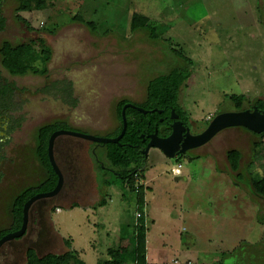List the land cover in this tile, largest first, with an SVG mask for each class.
Returning <instances> with one entry per match:
<instances>
[{
  "label": "rangeland",
  "instance_id": "374dc122",
  "mask_svg": "<svg viewBox=\"0 0 264 264\" xmlns=\"http://www.w3.org/2000/svg\"><path fill=\"white\" fill-rule=\"evenodd\" d=\"M16 7L14 0L5 5L2 38L18 43L42 37L53 54L45 76H12L3 70L18 87L23 121L18 138L25 144L26 176L9 171L15 192L44 176L42 167L36 170L32 162L41 125L61 119L79 132L108 137L119 126V101L142 103L150 80L186 66L172 48L194 61L180 94L193 134L219 112H236L232 95L264 100V0H46L43 9L20 13L37 31L16 20ZM135 12L157 24L160 39H151L143 29L131 32ZM76 14L96 22L97 33L69 22ZM65 86H70L76 106L65 97ZM229 149L243 153L240 176L229 168ZM105 154V147L94 142L57 139L63 189L34 203L28 234L3 246L0 264L24 263L29 247L41 255L63 253L65 239L85 264H104L110 250L122 248L127 252L123 264H134L135 229L142 220L148 264H264V198L248 188L252 178L264 174V136L229 127L174 158L152 147L145 170L136 178L141 186L137 192L113 173L107 177L117 184L103 186L99 160L107 165ZM0 191V229H5L11 225V201ZM104 198L106 205L98 206ZM73 203L77 205L71 207ZM188 235L195 238L194 245L186 243Z\"/></svg>",
  "mask_w": 264,
  "mask_h": 264
},
{
  "label": "trees",
  "instance_id": "16d2710c",
  "mask_svg": "<svg viewBox=\"0 0 264 264\" xmlns=\"http://www.w3.org/2000/svg\"><path fill=\"white\" fill-rule=\"evenodd\" d=\"M14 1L17 2L16 20L20 23H24L29 28V30L37 31V29L32 26L30 21L20 13L24 10L26 11L34 9L33 7H36V9H43L46 5V0ZM69 22L82 24L86 26L91 32L95 34L97 33L98 26L96 22L86 20L80 14H76L71 17ZM5 25L6 19L2 18L0 30H2ZM140 29L146 30L151 39L158 40L161 38L157 31V24L149 16L135 12L131 18V32L134 33ZM44 30L50 33H54L56 31L54 28L46 27ZM170 45L172 46V43H170ZM172 52L184 59L187 64L185 67L175 68L170 73L157 76L149 81L147 85V97L145 101L142 103H136L138 107L146 109L148 112L145 114L137 108H127L126 117L128 126L126 133L120 142L107 144L94 142L95 144L103 145L105 147L107 165L100 160L99 165L100 168L104 170L103 186L106 188L116 185L117 183L115 180H121V184L125 187H128L131 191H140L141 186L136 184V178L145 170V154L143 153V150L146 149V146L150 141L149 136L153 134L156 129L158 130V135L160 137L165 138L172 133V110L176 111L180 120H182L187 127L191 128L193 125L190 114L185 110L180 101V94L182 87L192 76L191 69L194 65V61L177 49L172 48ZM52 54L53 51L51 46L42 37L18 43L4 40L0 48L2 65L11 75L14 76H24L27 74L40 76L48 75L49 63L52 59ZM9 85L11 86V93L15 90H18V87L15 83H9ZM64 94L65 97L69 98V101H71L72 104L76 106L77 101L76 99L72 98L70 86H65ZM231 99L237 107V111H243L249 108L253 109L255 106L258 107L260 111L264 110L263 99H257L251 102L244 94L232 95ZM127 103L128 101L125 99L118 102L117 118L119 120V126L113 133L108 135V137L115 138L120 135L123 129L122 111ZM159 110H161V112H159ZM211 120L206 122L200 132L204 131L208 127ZM64 129L77 131V129L72 127L67 121L61 119L43 124L36 130V155L45 173L39 182L22 189L14 199L12 203L13 221L8 228H5L0 232V239L4 235L17 231L22 227L24 215L23 208L25 203L31 197L38 193L52 191L56 187L59 178L51 164L48 154V146L51 135L55 131ZM257 135L262 137L264 136V133ZM226 157L229 168L233 172L238 173L244 158L242 151L239 149H229L227 151ZM108 173H113L115 175V180L108 179ZM238 175L240 176V173H238ZM248 188L256 196L264 198V174L261 177L257 176L256 178H252L248 184ZM50 199L51 198H47V200ZM106 203L107 200L104 198L99 202L98 206H105ZM76 205V203H73L71 207H75ZM140 205L142 210L144 207L143 197L140 200ZM28 231L29 230L27 229L23 237L28 234ZM146 233V223L144 220H142L135 229L136 242L134 250V264H148ZM64 242L67 246V250L63 253L50 252L41 255L33 247L27 248L26 261L22 264H85L79 253L72 247L71 240L65 239ZM126 253V250H123V248L119 250H110L109 259L106 260L104 264H123V258L126 256ZM220 264L225 263L221 262Z\"/></svg>",
  "mask_w": 264,
  "mask_h": 264
},
{
  "label": "water",
  "instance_id": "95a60500",
  "mask_svg": "<svg viewBox=\"0 0 264 264\" xmlns=\"http://www.w3.org/2000/svg\"><path fill=\"white\" fill-rule=\"evenodd\" d=\"M129 107L137 108L145 114L148 112L146 109L138 107L137 105L126 104L122 111L123 129L120 135L115 138L93 136L79 131L65 129L55 131L51 135L48 146V154L51 164L58 174V183L52 191L38 193L25 203L23 208L24 215L22 227L19 230L10 232L2 237L0 239V249L8 242L21 238L25 235L29 226L30 210L34 203L42 199L53 198L63 189L64 176L55 158V144L58 137L73 136L100 144L119 143L127 130L128 121L126 117V109ZM159 112H161V110H159ZM171 118L173 119L172 133L168 137L164 138L158 135V130L156 129V131L149 136L150 141L147 144L146 149L143 150L146 157L152 147L162 150V152L169 158L177 157L181 154H185L191 149L205 145L216 134L229 127H244L257 134L264 133V110L260 111L256 106L253 109L249 108L243 111L221 112L211 120L210 124L204 131L197 134H193L191 132V128L187 127L183 121L180 120L179 115L175 110H172Z\"/></svg>",
  "mask_w": 264,
  "mask_h": 264
},
{
  "label": "flooded vegetation",
  "instance_id": "af4514ba",
  "mask_svg": "<svg viewBox=\"0 0 264 264\" xmlns=\"http://www.w3.org/2000/svg\"><path fill=\"white\" fill-rule=\"evenodd\" d=\"M7 1L8 0H0V25H1V19L2 18L6 19L5 27L2 30H0V48L3 41L6 40L2 38V34L7 29V16L5 11L6 10L5 5ZM15 14H16V8H15ZM3 70L7 71L2 65V59L0 55V189L2 190V192H4L3 197L6 196L5 197L6 201L7 202L11 201V204L8 203V213L11 216V223H12L13 221L12 203L21 190L18 192H15V190H10L9 171H11L12 169L14 172L13 175L21 179L25 178L26 175L24 173L23 159H22V153L25 150V144L22 140L18 138V133L21 131V128H23L22 113L20 108L17 106V101H16V94L18 90H15L12 93L10 92L11 86L9 85V83L11 82H9L3 76ZM32 162L34 163L36 170L41 169L40 162L36 155V134H35V144L32 152ZM1 201H2V196L0 195V202ZM30 215H31V210H30ZM3 229H0V232Z\"/></svg>",
  "mask_w": 264,
  "mask_h": 264
},
{
  "label": "crops",
  "instance_id": "0c3cea01",
  "mask_svg": "<svg viewBox=\"0 0 264 264\" xmlns=\"http://www.w3.org/2000/svg\"><path fill=\"white\" fill-rule=\"evenodd\" d=\"M194 242H195V238L193 236L188 235V241L186 243L187 244L191 243V245H194Z\"/></svg>",
  "mask_w": 264,
  "mask_h": 264
},
{
  "label": "built area",
  "instance_id": "2783aa9c",
  "mask_svg": "<svg viewBox=\"0 0 264 264\" xmlns=\"http://www.w3.org/2000/svg\"><path fill=\"white\" fill-rule=\"evenodd\" d=\"M139 217H142V215H141V214H139Z\"/></svg>",
  "mask_w": 264,
  "mask_h": 264
},
{
  "label": "bare ground",
  "instance_id": "6f19581e",
  "mask_svg": "<svg viewBox=\"0 0 264 264\" xmlns=\"http://www.w3.org/2000/svg\"><path fill=\"white\" fill-rule=\"evenodd\" d=\"M177 171H179V170H177ZM178 173H179V172H178ZM178 173H177V174H178Z\"/></svg>",
  "mask_w": 264,
  "mask_h": 264
}]
</instances>
